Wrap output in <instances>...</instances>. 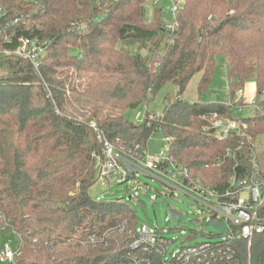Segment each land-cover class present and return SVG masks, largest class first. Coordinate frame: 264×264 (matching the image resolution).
I'll use <instances>...</instances> for the list:
<instances>
[{
  "label": "trees",
  "instance_id": "16d2710c",
  "mask_svg": "<svg viewBox=\"0 0 264 264\" xmlns=\"http://www.w3.org/2000/svg\"><path fill=\"white\" fill-rule=\"evenodd\" d=\"M0 10L27 16L16 32L44 49L38 70L0 55V216L21 240L14 264H114V248L124 245H80L90 233L136 223L125 201L89 196L104 142L138 156L160 132L167 156L218 193L230 176L243 177L245 150L214 139L211 127L235 118L248 82L264 107V0H184L175 31L165 30L160 6L148 0H0ZM217 56L225 61L228 103L185 100L196 75L197 92L206 90ZM165 83L176 92L159 118L126 119ZM243 120L254 138L264 137L263 112ZM228 247L232 264H264V231Z\"/></svg>",
  "mask_w": 264,
  "mask_h": 264
},
{
  "label": "built area",
  "instance_id": "2783aa9c",
  "mask_svg": "<svg viewBox=\"0 0 264 264\" xmlns=\"http://www.w3.org/2000/svg\"><path fill=\"white\" fill-rule=\"evenodd\" d=\"M170 1L173 22L165 23L164 28L167 31H175L177 26L175 18L184 0ZM148 2L152 6L157 4L156 0ZM37 4L34 2L33 5ZM25 24L27 16L10 18L0 10V55L24 61L32 69L38 70L44 49L36 39L27 38L16 32L17 27H24ZM242 97L243 94L237 93L234 103L240 102ZM235 105L238 111L250 108L253 113L254 111L264 113V107L259 105L255 96L248 101L242 100L241 105ZM159 115L155 114L152 119L159 118ZM91 127L94 128L93 125ZM211 129L214 139L236 140L238 149L245 150L247 154L243 177L235 174L230 176L227 180L228 187L220 193L204 185L201 179L191 178L184 166L175 163L167 155L151 157L144 152L143 155L137 156L130 152L128 156L108 142L103 143L102 159L96 163L95 171L98 180L102 182L113 178L118 183H124L129 179L134 180L138 175L158 180L172 194L180 192L198 203L202 207V213L208 217V222L224 226L222 232L208 236L201 243L183 242L172 248L176 240L167 238L161 230L152 231L145 223L138 227L137 222L134 229H129L127 222L123 221L99 235L88 234L80 245L97 249L107 247L112 240L115 245H124L122 248L117 246L114 248L116 254L114 264H232L233 256L228 247L230 241L243 239L250 244L255 236L264 231V169H261L257 156V148L262 141L259 142L253 137L243 118L217 119ZM230 155L228 152L227 157ZM0 220L3 223L1 230L10 228L8 219L0 216ZM12 234L17 237L13 231ZM118 235L124 237L123 243L118 242ZM17 238L18 245L14 252L10 250L8 244L2 247L0 263L14 264V259L20 255L21 240ZM29 241L34 243L36 239Z\"/></svg>",
  "mask_w": 264,
  "mask_h": 264
},
{
  "label": "rangeland",
  "instance_id": "374dc122",
  "mask_svg": "<svg viewBox=\"0 0 264 264\" xmlns=\"http://www.w3.org/2000/svg\"><path fill=\"white\" fill-rule=\"evenodd\" d=\"M156 6H160L162 11V22L172 23V2L170 0H156ZM149 9V7H148ZM152 8L147 11L146 19L149 20L152 15ZM225 61L222 56H217L214 62L213 73L210 82L205 91L197 92V83L199 75L194 76L187 85L184 92V99L188 101H200L202 103H228V82L225 73ZM1 74V71H0ZM253 82L246 83L244 101L254 98L255 94L252 89ZM176 89L171 83H165L156 93L147 105L141 104L137 109L127 112L125 117L134 124H140L146 114L150 115V119L155 114L162 111L164 99L169 97L173 99ZM232 115L235 118H246L253 111L250 108L241 109L238 111L236 106L232 108ZM256 139L262 141L258 146V160L260 167L264 169V137L256 135ZM145 152L151 157L167 155L166 142L162 133L155 132L146 144ZM89 196L97 202L110 203L113 201H125V205L133 209L136 214L137 226L140 227L145 223L153 230H161V232L169 239L176 240L172 244V248L186 242L187 244H195L204 242L208 236H215L219 233L211 226H205L208 222L206 214L202 213V207L192 200L187 195L180 192L173 194L158 180L149 177L138 175L136 178L129 179L124 183H118L116 179L110 178L106 182L97 180L88 190ZM124 199V200H123ZM143 202L145 208L142 209L137 202ZM177 210L182 216L179 220H173L168 215V210ZM194 219L203 220L202 223L190 225L188 222ZM199 234L193 235L191 233ZM193 236V239L189 237ZM9 245L12 252L15 251L18 245V238L11 233L10 230H5L0 235V245L4 248ZM0 264H12L4 262Z\"/></svg>",
  "mask_w": 264,
  "mask_h": 264
},
{
  "label": "water",
  "instance_id": "95a60500",
  "mask_svg": "<svg viewBox=\"0 0 264 264\" xmlns=\"http://www.w3.org/2000/svg\"><path fill=\"white\" fill-rule=\"evenodd\" d=\"M137 204L140 206V208L144 209L145 208V204L143 202H137ZM168 215L171 219L173 220H179L181 218V214L174 210V209H169L168 210ZM190 225H194L196 223H200V221L198 219H194L188 222ZM205 226H211L213 227L217 232H222L224 230V226L221 224H216V223H212V222H206Z\"/></svg>",
  "mask_w": 264,
  "mask_h": 264
},
{
  "label": "crops",
  "instance_id": "0c3cea01",
  "mask_svg": "<svg viewBox=\"0 0 264 264\" xmlns=\"http://www.w3.org/2000/svg\"><path fill=\"white\" fill-rule=\"evenodd\" d=\"M252 89H253V91H254V85L252 84Z\"/></svg>",
  "mask_w": 264,
  "mask_h": 264
}]
</instances>
